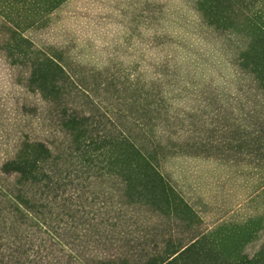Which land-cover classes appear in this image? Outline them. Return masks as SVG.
<instances>
[{"label": "rangeland", "instance_id": "374dc122", "mask_svg": "<svg viewBox=\"0 0 264 264\" xmlns=\"http://www.w3.org/2000/svg\"><path fill=\"white\" fill-rule=\"evenodd\" d=\"M26 34L61 53L70 74L64 100L91 117L95 131H130L139 117L153 123L165 145L160 169L167 192L143 200L107 167L74 153L61 157L46 203L75 256L93 264H145L194 238L205 247L190 254L198 264H236L261 254L264 165L247 152L241 131L259 128L263 109L245 93L234 94L219 38L202 24L195 0H69ZM8 63L0 53V261L78 264L54 242L40 241L30 220L14 218L5 189L16 178L3 173V162L25 135L53 147L67 146L70 135L57 106L44 108L32 91L28 66Z\"/></svg>", "mask_w": 264, "mask_h": 264}, {"label": "trees", "instance_id": "16d2710c", "mask_svg": "<svg viewBox=\"0 0 264 264\" xmlns=\"http://www.w3.org/2000/svg\"><path fill=\"white\" fill-rule=\"evenodd\" d=\"M67 1L0 0V53L13 67L28 66L32 91L47 103L44 108L57 106L62 129L65 135H70L68 145L63 141L60 147L25 135L13 158L4 161L1 169L16 178L14 184L5 189L15 220L17 217L30 220L39 229V240L54 242L69 262L75 259L78 264H93L76 254L77 258L73 248L64 241L67 231L56 230L52 225L54 220L45 192L51 189L55 166L59 165L61 157L67 152L74 153L87 164L107 167L109 172L121 175L126 184L133 185L137 197L143 200L146 194L152 197L158 190L167 192L166 177L160 169V161L166 155H160V148L165 145L157 139L156 131L151 130L153 123L147 125L137 117L130 131L120 128L99 133L92 128L91 117L65 102L64 97L70 92V74L61 53L37 46L26 31L46 25L50 15ZM195 9L204 27L219 38L223 61L231 69L230 84L234 86V94L245 93L242 95L249 103L253 100L254 106H262V112L256 110L262 113L257 116L259 128H244L241 132L249 140L247 152L263 160L264 165V0H195ZM147 126L153 137L151 141L147 139ZM43 194L45 199L41 198ZM180 200L182 206L189 208L182 198ZM197 240L194 238L167 257L151 259L145 264H198L199 258L190 254L197 255L199 251L193 249L205 247ZM244 259L236 264H264V248L254 259L247 256ZM106 261V264H116L112 259Z\"/></svg>", "mask_w": 264, "mask_h": 264}]
</instances>
